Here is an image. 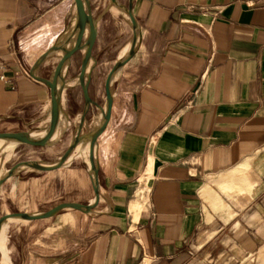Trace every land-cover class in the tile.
Listing matches in <instances>:
<instances>
[{"label":"crops","instance_id":"obj_1","mask_svg":"<svg viewBox=\"0 0 264 264\" xmlns=\"http://www.w3.org/2000/svg\"><path fill=\"white\" fill-rule=\"evenodd\" d=\"M90 7L96 40L84 77L87 48L54 82L63 126L53 144H17L8 155L0 147V168L19 148L64 147L51 162L27 153L7 172L24 162L54 165L78 136L99 127L106 79L126 55L133 30L112 0L99 15L93 0ZM132 9L139 43L112 82L110 126L95 149L98 203L89 213L65 208L41 219L13 217L27 223L7 225L1 247L11 264H264V0H132ZM109 15H123L128 39L103 62L97 50L109 35ZM81 30L75 0H0V55L8 61V81L0 80V132L38 137L47 130L52 91L42 79ZM81 144L85 155L76 147L53 170L18 166L2 184L0 203L9 180L18 190L40 181L33 174H44L47 184L50 174L64 171V192L76 190L51 208L92 206L89 143ZM83 188L90 192L77 196ZM24 227L26 239L19 237ZM3 253L0 248V264Z\"/></svg>","mask_w":264,"mask_h":264},{"label":"water","instance_id":"obj_2","mask_svg":"<svg viewBox=\"0 0 264 264\" xmlns=\"http://www.w3.org/2000/svg\"><path fill=\"white\" fill-rule=\"evenodd\" d=\"M112 3L118 6L121 11H123L126 16L128 17L132 30H133V37L131 40L130 47L126 53V55L119 59L112 70L110 71L106 82H105V93H106V107H101L102 110V120L99 127L93 132L89 134H85L82 136H78L70 146V148L66 151V153L62 156V158L54 165H43L36 161L32 162H24L19 163L18 165L14 166L10 169L6 174L0 177V194H1V187L4 180L12 175L14 170L20 165H29L41 170H53L57 167L63 165L65 160L68 158L70 153L79 142L81 141H89V149H88V162L92 170V181L94 186V204L90 205H83L80 203H61L48 211L40 212V213H27V212H19V213H8L5 215H0V223L4 220H7L10 217H19L26 220H35L41 219L46 217H51L59 213L61 210L65 208H74L78 210H82L84 212H91L100 198V181H99V171L98 166L95 159V149L96 145L101 140L105 134L108 132L110 122H111V109H112V82L114 79L115 74L134 56L138 43H139V25L134 15L132 9V0H128L126 5H122L118 2V0H112ZM79 24L82 26V30L78 36L77 42L71 49L66 51L65 57L51 70L49 76L45 79H42L52 91V112H51V121L46 130V135L42 139H38L35 136H31L29 133L23 132H0V138H6L15 141L18 144H25L29 146H42L46 145L47 143L51 142V137L53 136L54 132L56 131L60 118L63 114L62 108V97L61 91L58 89L56 84L54 83V76L58 72V70L66 64L70 58L80 49L87 48L85 59L83 62L82 67V78L84 77V73L86 70V65L88 63L89 58L91 57L92 47L96 40V20L93 18L91 13L90 7V0H75ZM88 32L90 35L88 39L86 38ZM84 93L87 98L88 92L84 86Z\"/></svg>","mask_w":264,"mask_h":264},{"label":"rangeland","instance_id":"obj_3","mask_svg":"<svg viewBox=\"0 0 264 264\" xmlns=\"http://www.w3.org/2000/svg\"><path fill=\"white\" fill-rule=\"evenodd\" d=\"M110 3V0H93V7L95 8L96 14H101L102 10L108 6ZM109 17L112 18V15H109ZM109 22V35L106 38L103 37L104 42H102L101 49L97 50L100 60L103 62L109 58L116 57L118 54L119 49L121 48V45L124 41L128 39V33L126 34L123 30V15H120L119 18H112ZM108 39V40H107ZM65 118H63L64 120ZM66 142H62L59 146L52 148L51 150H43L39 148H19L18 154L12 158L8 164L4 165L2 168L4 171V174L7 173V169L16 162L18 157H25L27 156V153H33V155L36 158H41L44 162H51L49 159H53L58 154H60V151L64 147ZM48 151V152H46ZM58 173V172H57ZM53 173L50 174L52 177V180L50 183H43L42 179L44 177V174H33V177L40 178V181H37V183H29L18 187V190L12 189V183H14V180L11 179L7 184L4 186V192H3V198L0 203V215H5L7 213H12L15 211H23V212H29V213H35L47 210L51 208L53 205L57 204L58 202H61L64 200L62 198L65 197L64 195L67 193L73 194V192L76 189H73V186L66 189V193L64 192L63 188V181L62 179H65L66 177L64 175V171L61 172V174ZM45 179L48 180V175L45 174ZM78 191V190H77ZM80 192V191H79ZM90 192L89 189L83 188L82 194L77 196L85 197L86 193ZM67 195V196H68ZM88 195V194H87ZM21 223H27L23 221H9L7 225H17ZM25 225V224H24ZM6 234V232H5ZM20 238L26 239L27 237V231L24 227L23 231L19 234ZM8 238V237H7ZM4 240V237L3 239ZM1 246L3 244H0ZM2 251L4 252L5 261L2 264H11L9 255L6 253L5 246L0 247Z\"/></svg>","mask_w":264,"mask_h":264},{"label":"bare ground","instance_id":"obj_4","mask_svg":"<svg viewBox=\"0 0 264 264\" xmlns=\"http://www.w3.org/2000/svg\"><path fill=\"white\" fill-rule=\"evenodd\" d=\"M80 25V24H79ZM59 74L57 73V74H55V76H54V82L56 83V84H58V79H59V76H58ZM60 124H59V126H63L62 125V122L60 121L59 122ZM67 124V123H66ZM38 128V127H37ZM60 129V128H59ZM38 132V131H37ZM36 132V133H37ZM38 134V133H37ZM46 134V130L44 131V132H40L39 133V136L38 137H36V138H38V139H40L41 137H43L44 135ZM56 141H54V143H55ZM83 141H81V142H79L78 143V145L76 146L77 147V149H76V152L78 153V154H80V155H85V149H84V147H85V145H83V144H81ZM88 143H89V141H87ZM52 143V142H51ZM18 143H16L15 141H13V140H10V139H6V138H0V147H2V150H3V152L5 153V155H8V153L11 151H13V149L15 148V146L17 145ZM53 144V143H52ZM82 146H81V145ZM88 149H89V147H87L86 146V150L88 151ZM88 161V160H87ZM5 171V170H4ZM4 171H3V169L2 168H0V177H2L3 175H4ZM11 218H13V217H10V218H8L7 220H4V221H2L1 223H0V244H3V237H4V235H5V231H6V229H7V223L9 222V221H12V219ZM16 218H19V217H16ZM16 220H19V221H21V219H16ZM24 221V220H23ZM0 247H1V245H0ZM3 255H4V253H3ZM3 259V258H2ZM5 263H6V261H5ZM2 264V263H1Z\"/></svg>","mask_w":264,"mask_h":264},{"label":"built area","instance_id":"obj_5","mask_svg":"<svg viewBox=\"0 0 264 264\" xmlns=\"http://www.w3.org/2000/svg\"><path fill=\"white\" fill-rule=\"evenodd\" d=\"M12 55L15 54L13 51L11 53ZM7 69H8V61L5 60L1 55H0V80L7 82L8 77H7ZM20 72L22 75L31 77L30 72L24 68L22 65L20 66Z\"/></svg>","mask_w":264,"mask_h":264}]
</instances>
